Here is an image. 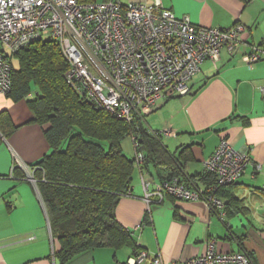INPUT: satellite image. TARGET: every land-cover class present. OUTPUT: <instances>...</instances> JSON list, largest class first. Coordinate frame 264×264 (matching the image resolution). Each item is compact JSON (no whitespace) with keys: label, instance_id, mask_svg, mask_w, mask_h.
I'll list each match as a JSON object with an SVG mask.
<instances>
[{"label":"crops","instance_id":"obj_1","mask_svg":"<svg viewBox=\"0 0 264 264\" xmlns=\"http://www.w3.org/2000/svg\"><path fill=\"white\" fill-rule=\"evenodd\" d=\"M162 3L195 25L244 26L231 51L223 48L215 62L206 60L200 65L186 94L164 99L147 114L157 111V118L145 116L151 132L165 128L174 132L162 136V140L168 138L164 144L170 153L177 155L188 147L190 159L178 177L186 185H204L205 181L198 179L205 174L203 162L221 138L234 149L245 151L251 161L230 188L238 206L235 213L226 215L223 209L209 208L202 199L173 201L166 196L158 201L152 197L148 203L142 180L152 187L169 179L168 172L156 171L152 164L143 167L144 161L135 159L134 145L124 147L121 142L124 154L134 159V170L130 192L119 198L114 214L130 231L134 245L88 249L65 264H133L137 249L159 254L163 264H174L205 254L211 240L217 251L245 252L252 264H264V58L251 66L242 59L250 46L264 38V0ZM31 94L19 100L0 94V114L7 116L0 126V264H61L54 254L56 243L33 173V165L50 152V146L45 137L48 124L33 122L28 106Z\"/></svg>","mask_w":264,"mask_h":264},{"label":"built area","instance_id":"obj_2","mask_svg":"<svg viewBox=\"0 0 264 264\" xmlns=\"http://www.w3.org/2000/svg\"><path fill=\"white\" fill-rule=\"evenodd\" d=\"M244 30L240 23L226 29L195 25L189 17H178L165 8L162 0L126 4L120 0H0V94L11 89L15 53L34 41L51 39L68 62L67 84L99 108L131 122L154 111L164 99L186 94L200 65L215 62L223 48L231 51ZM262 58L264 38L242 57L248 66ZM157 134L173 136L174 132L165 128ZM131 139L136 148L138 142ZM135 159L141 163L144 155L138 152ZM250 161L245 151L221 138L203 162L204 173L214 181L192 187L172 177L151 187L142 180L145 200L202 199L209 208L222 210L225 199L216 190L236 182ZM132 262L163 264L159 254L150 255L145 249L138 250ZM174 264L252 263L244 252L217 251L211 240L205 254Z\"/></svg>","mask_w":264,"mask_h":264},{"label":"trees","instance_id":"obj_3","mask_svg":"<svg viewBox=\"0 0 264 264\" xmlns=\"http://www.w3.org/2000/svg\"><path fill=\"white\" fill-rule=\"evenodd\" d=\"M14 58L18 67L12 65L6 95L13 100L25 98L34 85L36 93L28 99L33 122L48 124L45 137L50 152L33 165V173L56 243L55 256L65 264L88 249L134 245L130 231L114 214L119 198L130 192L134 170V159L124 154L121 142L133 136L138 142L136 153L144 155L143 167L152 164L156 171L166 170V178L181 177L184 162L190 159L188 147L174 155L162 136L148 129L145 116L127 122L78 94L65 81L68 62L55 40L34 41ZM6 120L0 114V126ZM198 179L215 180L202 173ZM234 183L216 190L225 199L226 215L235 213L238 206L230 191Z\"/></svg>","mask_w":264,"mask_h":264},{"label":"rangeland","instance_id":"obj_4","mask_svg":"<svg viewBox=\"0 0 264 264\" xmlns=\"http://www.w3.org/2000/svg\"><path fill=\"white\" fill-rule=\"evenodd\" d=\"M98 1H101V0H98ZM12 65H13V67L14 68H17L18 67V61H17V59L16 58H14L13 59V61H12ZM30 89H31V95L33 96V95H35V93H36V88H35V86L34 85H32L31 84V86H30ZM157 111H155L154 113H152L151 115H148V116H154V117H156L157 118V116H156V113ZM158 115V114H157ZM147 116V115H146ZM147 116V117H148ZM147 117H146V119H147ZM163 142L164 143H168V138L167 137H163ZM177 144L179 143V140H178V142H176ZM122 144H123V146L125 147V145H127V146H130V144H131V146H133V144H132V140H131V137L130 136H127L126 138H124V140L122 141ZM170 147V146H169Z\"/></svg>","mask_w":264,"mask_h":264}]
</instances>
